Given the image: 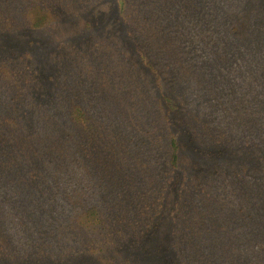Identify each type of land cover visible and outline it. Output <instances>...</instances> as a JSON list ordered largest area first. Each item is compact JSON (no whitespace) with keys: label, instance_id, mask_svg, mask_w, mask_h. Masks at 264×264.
I'll use <instances>...</instances> for the list:
<instances>
[{"label":"trees","instance_id":"trees-1","mask_svg":"<svg viewBox=\"0 0 264 264\" xmlns=\"http://www.w3.org/2000/svg\"><path fill=\"white\" fill-rule=\"evenodd\" d=\"M101 1L0 0V35L45 30L60 13ZM249 1L117 0L150 79L107 39L63 53L61 83L43 95L31 52L0 58V195H17L0 196V264H122L131 255L124 248L154 236L161 220L163 257L138 249L123 264L261 261L248 257L237 230L243 215L229 198L225 205L212 196L237 187L243 206L248 196L264 202V20L250 15L244 35L230 27ZM181 114L197 143L255 151L261 172L219 169L196 187L184 172L170 196L180 167L172 121ZM54 150L60 159L75 154L91 163L86 194L80 187L45 192V161L54 164ZM8 198L22 216L16 233L8 227Z\"/></svg>","mask_w":264,"mask_h":264},{"label":"rangeland","instance_id":"rangeland-1","mask_svg":"<svg viewBox=\"0 0 264 264\" xmlns=\"http://www.w3.org/2000/svg\"><path fill=\"white\" fill-rule=\"evenodd\" d=\"M119 15L117 0H102L93 9L81 11L80 13L62 12L60 13L59 22L45 30L0 35V58L28 51L31 52L32 66L37 75L42 95L44 90H48L51 93L61 83L59 71L60 68L65 67L62 62L60 63L62 60H60V56L66 51L79 50L84 45L95 40L107 39L117 42L124 51L126 58L140 66L141 63L136 53L137 46L126 35L128 26L125 25L124 20ZM250 15H255L257 19L264 20V0H250L246 10L237 18L236 24L234 26L230 25V27L236 28L237 34L244 35ZM189 36L192 37L191 35ZM193 41L187 40L185 46L196 45L192 44ZM197 42L204 43L205 40H197ZM197 49L199 48H191L192 51ZM144 69H141L143 76L150 79ZM182 116L181 114L182 120L174 116L172 121V126L175 125L174 132L178 136L180 167L176 172L177 183L171 190L170 196H177L178 186L183 179L184 172H187L186 174H188L191 183L195 187L199 186L203 177L215 173L219 169L240 168L248 176L261 172L263 165L257 162L256 157H259V155L257 156L255 151L254 155L256 157L252 155V151H245L239 154L229 152L223 148L203 146L188 134L190 132L189 127ZM54 151V156H56L53 158L54 164L49 165L47 164L48 160L45 161L44 170L47 175V184L42 183L45 187V192H48L51 196H61V194L66 193L65 191L73 190V187H80L82 193L86 194L87 189L94 182L89 175L90 170H92L91 163L78 159L75 154L70 158L67 155V158L60 159V156H62L61 151ZM224 160L225 162L222 163L221 161ZM8 177L10 176L8 175ZM234 188L232 185L233 190L231 192V189L224 186V189L227 190L226 193L216 191L213 192L212 196H218L219 200L221 201L222 199L225 205L228 204L229 198V202H233L232 205H235V210L243 215L242 221L237 225V230L243 234L244 247L248 252V257L254 258L253 255H257L261 261L257 259L254 263L264 264V202L260 199V196H254V199L251 198L253 196H248L247 204L243 206L242 201H239L237 196H244V193H241L242 189ZM237 190L239 191L237 192ZM0 196L11 197L17 195L13 194L11 190L7 192L3 189ZM261 196H264V193ZM172 198L170 197L165 205L167 215L173 208ZM12 201V198L6 199L8 205L5 212L9 215L7 217L9 221L8 227L11 228L12 232L16 233L19 231L23 221L19 220L22 217L21 213H16L15 203H13V206ZM236 204L239 205L238 208ZM221 206H223L222 203ZM15 222H20V224L17 225ZM163 222L166 221L161 220L158 222L159 226L154 230V236H150L143 244L137 246L136 243L131 244L130 242L124 249L130 250L129 253L131 255L125 257L121 263L123 264L129 260L128 258H131L132 262L135 261L133 253L138 249L144 253H152L153 256L163 257L168 246V238L164 234ZM228 226L227 224L226 228ZM166 227L167 222L164 229ZM162 263L167 264L166 258L165 262L162 259Z\"/></svg>","mask_w":264,"mask_h":264}]
</instances>
